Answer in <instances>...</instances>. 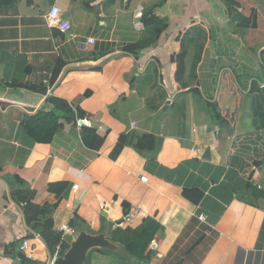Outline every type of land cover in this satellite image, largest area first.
<instances>
[{
    "label": "crops",
    "instance_id": "0c3cea01",
    "mask_svg": "<svg viewBox=\"0 0 264 264\" xmlns=\"http://www.w3.org/2000/svg\"><path fill=\"white\" fill-rule=\"evenodd\" d=\"M263 84L264 0H0V264H264ZM51 99L85 123L44 142Z\"/></svg>",
    "mask_w": 264,
    "mask_h": 264
},
{
    "label": "trees",
    "instance_id": "16d2710c",
    "mask_svg": "<svg viewBox=\"0 0 264 264\" xmlns=\"http://www.w3.org/2000/svg\"><path fill=\"white\" fill-rule=\"evenodd\" d=\"M144 22V21H143ZM145 23V22H144ZM146 24V23H145ZM159 31H156V34H158ZM59 72V67L57 66L55 68V76L58 74ZM52 103V110L48 113H40L39 115H37L35 117V120L41 121L42 125L41 126H37L35 127L32 131H30V134L33 136H40L41 133H43V131H45V136H44V142H49L51 137L60 131H68L73 127H77L78 123L80 120H82L83 118H79L77 119V117L74 115L73 111L71 110V108L69 107V105L61 100V99H51L50 100ZM211 110H212V106H210ZM213 115H214V111H212ZM218 116L217 114H215L214 118L216 119ZM59 119H62L64 121V124H58L57 121ZM227 124L231 125V121H227ZM83 127V133H82V138L85 142V144L87 146H89L90 148H93L94 150H98L100 148V146L102 145L103 140L100 139L93 130H90L84 126ZM230 127V126H229ZM227 127V133L229 135H231L232 132V126L229 128ZM243 137V136H239ZM238 139H234L233 143H232V147H234V143H236ZM124 146V139L120 138L116 147L114 148L112 154H111V159L114 160L118 154L121 152V150L123 149ZM232 147H231V151L229 152L228 155V162L231 163V157L233 156H237L240 157L242 156V153H237L232 151ZM233 154V155H232ZM264 162V156L260 157L256 160H254L247 168V171L245 173V178L246 179H250L251 176L253 175L254 171L260 166L262 165ZM237 167V166H236ZM238 168V167H237ZM67 187V183L66 182H59V183H51L49 184V192H53L57 197H59L63 191L66 189ZM28 205V204H27ZM26 205V206H27ZM29 208L27 207L25 209V212H32L34 213V217L33 218H28L27 215H25V221L26 223L29 225L30 222H32L33 220H35L38 216H42V215H46L47 214V210L49 208L48 205H43V207H37V206H32V205H28ZM46 226L48 228H52L51 222L47 221ZM155 243L152 244V247H154ZM64 249V247L62 248V250ZM21 258H24L23 256ZM149 260V257H147L146 259H144V262L147 263ZM127 264H130V262L125 261Z\"/></svg>",
    "mask_w": 264,
    "mask_h": 264
},
{
    "label": "water",
    "instance_id": "95a60500",
    "mask_svg": "<svg viewBox=\"0 0 264 264\" xmlns=\"http://www.w3.org/2000/svg\"><path fill=\"white\" fill-rule=\"evenodd\" d=\"M260 92L264 98V84L261 85ZM79 124L81 125L82 122L80 121ZM87 245H89L87 240L80 241L74 247H72L64 259L57 261L55 264H81L84 258V249ZM23 261L24 264H36L35 261L29 257H24Z\"/></svg>",
    "mask_w": 264,
    "mask_h": 264
},
{
    "label": "built area",
    "instance_id": "2783aa9c",
    "mask_svg": "<svg viewBox=\"0 0 264 264\" xmlns=\"http://www.w3.org/2000/svg\"><path fill=\"white\" fill-rule=\"evenodd\" d=\"M58 8L52 6L50 11L44 16L46 23H51L53 26H56L62 33H68L70 25L66 21H61L58 18ZM82 123H85L84 119L80 120ZM79 121V122H80ZM217 135V133H216ZM27 247L26 242L24 241L19 247L20 251H23Z\"/></svg>",
    "mask_w": 264,
    "mask_h": 264
},
{
    "label": "rangeland",
    "instance_id": "374dc122",
    "mask_svg": "<svg viewBox=\"0 0 264 264\" xmlns=\"http://www.w3.org/2000/svg\"><path fill=\"white\" fill-rule=\"evenodd\" d=\"M121 233L120 234H113L112 235V237L109 239L110 241H112V242H114V243H120V242H124L123 243V246L125 245V239H127L126 238V236L127 237H130V234L128 233L127 234V232L126 231H124V230H122V231H120ZM126 233V234H125ZM109 245V244H108ZM122 245V244H121ZM103 252V251H102ZM140 256V255H139ZM142 257V256H141ZM140 257V258H141ZM65 258V257H64ZM58 260H60V259H58ZM57 260V261H58ZM88 258H87V256H84V258H83V260H82V262H81V264H87L88 263ZM129 261H131L133 264H143L144 263V261H143V259L141 258V259H139V260H131L130 258H129ZM128 262V261H127ZM131 263V264H132ZM145 264V263H144Z\"/></svg>",
    "mask_w": 264,
    "mask_h": 264
}]
</instances>
